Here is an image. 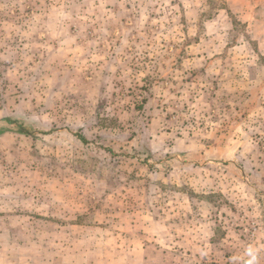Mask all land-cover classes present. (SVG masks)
<instances>
[{
  "label": "rangeland",
  "instance_id": "1",
  "mask_svg": "<svg viewBox=\"0 0 264 264\" xmlns=\"http://www.w3.org/2000/svg\"><path fill=\"white\" fill-rule=\"evenodd\" d=\"M1 129L0 264H264V0H0Z\"/></svg>",
  "mask_w": 264,
  "mask_h": 264
},
{
  "label": "trees",
  "instance_id": "2",
  "mask_svg": "<svg viewBox=\"0 0 264 264\" xmlns=\"http://www.w3.org/2000/svg\"><path fill=\"white\" fill-rule=\"evenodd\" d=\"M6 121L9 122V121H11V119L6 118ZM5 131H7V129H1L0 134L5 133Z\"/></svg>",
  "mask_w": 264,
  "mask_h": 264
}]
</instances>
